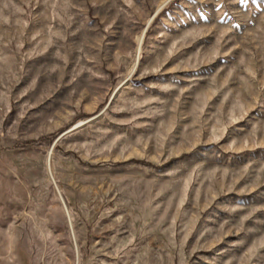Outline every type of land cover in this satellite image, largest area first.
<instances>
[{"label":"rangeland","instance_id":"374dc122","mask_svg":"<svg viewBox=\"0 0 264 264\" xmlns=\"http://www.w3.org/2000/svg\"><path fill=\"white\" fill-rule=\"evenodd\" d=\"M0 264H264V0H0Z\"/></svg>","mask_w":264,"mask_h":264}]
</instances>
